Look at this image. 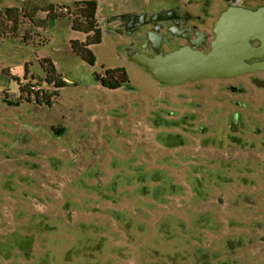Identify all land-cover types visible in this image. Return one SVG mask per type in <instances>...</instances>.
Listing matches in <instances>:
<instances>
[{
    "label": "rangeland",
    "instance_id": "374dc122",
    "mask_svg": "<svg viewBox=\"0 0 264 264\" xmlns=\"http://www.w3.org/2000/svg\"><path fill=\"white\" fill-rule=\"evenodd\" d=\"M22 22L0 36V264H264V73L171 87L118 37L92 66L54 49L84 35ZM115 67L132 88L96 81Z\"/></svg>",
    "mask_w": 264,
    "mask_h": 264
},
{
    "label": "flooded vegetation",
    "instance_id": "af4514ba",
    "mask_svg": "<svg viewBox=\"0 0 264 264\" xmlns=\"http://www.w3.org/2000/svg\"><path fill=\"white\" fill-rule=\"evenodd\" d=\"M15 2L19 5L0 0V21L9 23V18L17 15L24 25L23 20L39 16L43 19H39L42 23L40 22L41 26L38 29L51 31L58 36L64 35L65 30L69 28L79 33L73 29V25L75 26L79 19L85 18L81 10L90 7L88 3L95 2L93 34L101 36V43L107 35L118 37L120 44L123 45L119 46L118 55L125 56L131 62L134 61L130 59V55L134 53L145 54L150 58L156 57L159 53L167 54L183 48L208 53L216 39V22L224 11L231 7L249 10L264 8V0H15ZM84 35L86 39L87 35ZM259 44L254 42L256 46ZM70 45L72 47V41ZM263 59H253L250 62ZM256 73H264V70L216 80H238ZM261 82L260 86H264V81ZM228 85L232 93L239 94L244 91L243 87ZM237 103L240 107L247 105L241 101ZM234 120L238 122L239 117L236 115Z\"/></svg>",
    "mask_w": 264,
    "mask_h": 264
},
{
    "label": "water",
    "instance_id": "95a60500",
    "mask_svg": "<svg viewBox=\"0 0 264 264\" xmlns=\"http://www.w3.org/2000/svg\"><path fill=\"white\" fill-rule=\"evenodd\" d=\"M216 39L210 52L183 48L150 58L134 53L130 59L145 68L162 85L175 87L206 79H230L264 70V8L231 7L215 25ZM254 42H259L258 46ZM55 51L78 55L73 47ZM253 59L261 61L250 62Z\"/></svg>",
    "mask_w": 264,
    "mask_h": 264
},
{
    "label": "trees",
    "instance_id": "16d2710c",
    "mask_svg": "<svg viewBox=\"0 0 264 264\" xmlns=\"http://www.w3.org/2000/svg\"><path fill=\"white\" fill-rule=\"evenodd\" d=\"M90 7L82 9L84 19H79L76 25H73V29L82 34H86L85 41L72 40V47L75 52L83 58L88 64L95 65L97 62L96 54L93 50V47L101 43V36L93 34V26L96 15V7L95 2L88 3ZM73 9H74V3ZM84 4H80L83 6ZM10 22L7 23L5 21H0V36L4 37H16L22 31V24L17 15L9 18ZM32 24L34 27H40L42 21H38L34 18H31ZM41 22V23H40ZM42 67L46 73V82L49 85H52L54 90L49 91H34L36 94V99L40 103L51 104V100L53 97L58 96L60 94V90L65 88L67 85V78L59 71L56 64L53 62L51 58L44 59L41 62ZM104 71V72H103ZM96 81L106 88L117 90L120 88H132L131 79L128 74V71L124 67H115L109 69H103L101 73H95ZM26 91L30 90L25 87Z\"/></svg>",
    "mask_w": 264,
    "mask_h": 264
},
{
    "label": "crops",
    "instance_id": "0c3cea01",
    "mask_svg": "<svg viewBox=\"0 0 264 264\" xmlns=\"http://www.w3.org/2000/svg\"><path fill=\"white\" fill-rule=\"evenodd\" d=\"M72 32H74V31H72ZM84 35V34H82V33H76V32H74V35ZM85 36V35H84Z\"/></svg>",
    "mask_w": 264,
    "mask_h": 264
}]
</instances>
